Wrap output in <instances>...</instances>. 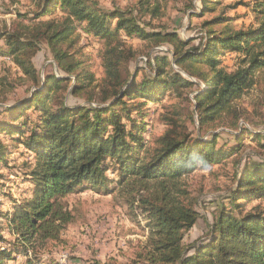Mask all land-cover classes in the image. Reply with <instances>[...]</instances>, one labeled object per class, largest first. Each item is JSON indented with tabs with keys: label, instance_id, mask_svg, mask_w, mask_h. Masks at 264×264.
Listing matches in <instances>:
<instances>
[{
	"label": "trees",
	"instance_id": "obj_1",
	"mask_svg": "<svg viewBox=\"0 0 264 264\" xmlns=\"http://www.w3.org/2000/svg\"><path fill=\"white\" fill-rule=\"evenodd\" d=\"M189 1L192 19L216 12L226 0H198V13L193 12L195 1ZM237 1L229 8L245 5ZM36 2L34 18L18 13L12 27L0 29V56L10 57L35 87L30 97L0 111V161L18 145L33 154L22 182L28 183L25 199L13 201L12 213L4 215L15 241L11 249L0 251V264L15 261L14 251L25 264H41L32 257L34 241L58 238L73 218L61 199L85 185L96 192L127 193L131 209L143 216L148 235L134 264H264V210H247L264 198V132L239 125L241 116L235 113L233 140L218 146L217 133L205 139L186 131L180 107L193 94L197 118L191 112L187 116L197 121L199 131L232 113L235 101L253 85V75L264 70V19L257 29L235 31L224 12L205 21V38L191 45L193 40L181 39L176 31L147 30L150 24L140 23L141 17L120 8L103 9L94 0ZM253 12L264 16V0ZM139 13L158 18L159 0H140ZM80 29L100 42L102 79L80 59ZM134 37L168 46L187 78L168 73L171 62L163 55L154 58V74L132 69L137 53L125 39ZM43 43L62 77L40 80L34 59ZM255 46L260 47L257 53ZM224 52L245 56L235 71L224 65ZM70 97L86 98L85 103L73 106ZM147 106L161 109L167 126L152 141L143 137ZM8 137L13 147L4 142ZM247 139L256 141L261 151L247 152ZM230 156L236 181L226 197L230 210L222 207L206 240L188 244L186 236L201 217V197L193 193L191 176Z\"/></svg>",
	"mask_w": 264,
	"mask_h": 264
},
{
	"label": "rangeland",
	"instance_id": "obj_2",
	"mask_svg": "<svg viewBox=\"0 0 264 264\" xmlns=\"http://www.w3.org/2000/svg\"><path fill=\"white\" fill-rule=\"evenodd\" d=\"M94 1L103 9L120 8L132 12L138 19L141 17L140 23L150 24V26H145L147 30L176 31L181 39L193 40L191 45H197L202 38H205L204 22L210 21L224 12L232 19L230 27L235 31L247 32L257 29L261 20L264 19L263 15L253 12V7L262 0H243L245 5L233 9L229 7L234 6L238 1L226 0L217 8L216 12L208 13L202 18L192 19L189 16L191 12L187 9L189 0H159L160 14L158 18L154 19L149 15L142 16L139 13L140 0ZM194 1L196 8L193 12L198 13L201 3L198 0ZM36 3V0H16L14 3L0 2V29L6 26L12 27L18 13L30 19L34 18L38 11ZM78 34L80 40L76 46L82 47L81 61L88 65L97 79H102L104 70L98 56L100 42L92 36H87L82 29ZM125 40L137 53V59L131 64L132 69L138 71L141 67L154 74L156 69L154 58L157 55H163L167 56L171 62L166 68L168 73L178 72L187 78L186 74L175 64L172 51L168 46H154L152 41L139 37L126 38ZM259 50L260 47H253L255 53ZM244 58V55L224 52L223 62L227 70L232 72L240 66L241 60ZM34 62L40 80L50 75L56 74L59 77L65 75L52 58L46 43H43ZM252 80L253 85L246 89L240 99L233 104L232 113H224L216 124L204 131H199L197 121L193 123L187 116L191 112L195 115V119L197 118L193 94H189V102L185 101L180 106L183 111V119L186 122L184 123L186 131L194 135L199 133L205 139L211 138V133H217L221 136L218 142V146H220L233 140L232 134L237 131L233 130L230 125L237 113L241 116L239 125L252 132H264V70L253 75ZM34 88L32 79L24 76L15 68L10 57L0 56V111L4 107L30 97ZM85 99L70 97L69 102L73 106L83 105ZM146 109L149 110H147L148 116L144 120L146 129L143 137L147 141H152L161 136L167 130V126L161 121L163 113L161 109H157L155 106H147ZM140 111L134 112V114L137 115ZM1 137L4 136L1 135ZM245 141L250 145L246 149L247 152L261 151L256 141L252 139ZM4 142L10 147L12 146L9 137L5 138ZM16 147H18L16 150L11 149L0 161V233L3 235L0 237V251L11 249L14 246L15 236L8 230L4 215L12 213L13 201L20 203L25 199L23 189L28 187V183L22 184V182L25 181V174L30 171L29 163L33 162V154L22 145ZM234 156H230L222 164L212 165L208 169L199 168L191 176L190 184H192L193 193L201 197L197 208L201 217L186 236V243L206 240L211 232L210 224L218 217L222 207L230 210L226 197H229L230 192L236 187L235 167L232 164ZM114 176L109 174V177ZM80 189L60 201L62 208L71 213L73 217L71 222L60 231L55 240L37 238L34 241L32 257H36L41 264H134L138 261V254L143 251L148 234L144 229L146 222L143 216L138 210L131 209L128 204L127 193L120 191L115 193L112 191L96 192L87 188L86 185ZM254 207L264 210V198L253 201L247 210ZM236 215L239 216L238 213ZM16 253L13 252V256L16 257L15 261L9 260L4 264H25L26 259L17 256Z\"/></svg>",
	"mask_w": 264,
	"mask_h": 264
}]
</instances>
